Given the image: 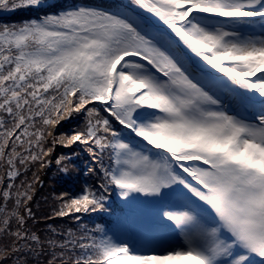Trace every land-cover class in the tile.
I'll return each mask as SVG.
<instances>
[{
	"label": "snow or ice",
	"instance_id": "1",
	"mask_svg": "<svg viewBox=\"0 0 264 264\" xmlns=\"http://www.w3.org/2000/svg\"><path fill=\"white\" fill-rule=\"evenodd\" d=\"M74 114L83 126L57 135ZM76 144L98 183L62 193L51 218L109 212L112 191L159 203L182 186L184 205L158 209L178 245L160 253L100 224L31 231L39 177L16 180ZM0 170V264H264V0L76 4L0 25Z\"/></svg>",
	"mask_w": 264,
	"mask_h": 264
},
{
	"label": "trees",
	"instance_id": "2",
	"mask_svg": "<svg viewBox=\"0 0 264 264\" xmlns=\"http://www.w3.org/2000/svg\"><path fill=\"white\" fill-rule=\"evenodd\" d=\"M76 4H88L91 6H100L105 8H113L117 5H121L118 0H46L45 5L43 8H21L16 11H0V25H19L24 21H29L31 19H38L41 16L53 12H58L62 9H66ZM83 116H78L77 119L71 120L69 122H62L64 125L61 126L59 129H56V134L59 135L60 133H68L72 131L69 129L67 132H64L69 127H66L70 123L72 127L76 125L82 126L83 124L79 123L80 118ZM83 120V118L81 119ZM77 121V122H76ZM76 122V124H75ZM118 130L121 128L118 124L116 126ZM76 144L74 147H61L57 146L55 151L52 153V167L57 166L55 163L56 159L61 156H69L75 154L71 161H65L64 165L59 166L56 171L48 172L47 170H39L37 171V175L42 183H46L49 186H53L54 189L52 192H47L46 195H49V199H46L47 206L44 208L42 213H35V222L30 220L28 223L32 226L31 230L35 231V233H39V236H42L40 230L45 231L44 235L47 237L50 234V227L55 228L57 230L61 229H69L67 226L54 224L53 217L54 213L52 212V206H54L53 201L56 195L62 193H69L72 196H78L79 192H82L85 186L95 185L98 183V180H94V177H87L85 173H87L86 169L89 166V154L85 150L83 145ZM79 148V151H78ZM104 163L107 165L109 163L108 157H104ZM67 166L68 173L65 174L60 171V167ZM51 167V168H52ZM36 169V167H35ZM88 174V173H87ZM33 177L32 172H27L25 175L20 176L18 179V185L21 181L27 180V177ZM31 180V179H30ZM29 182V181H28ZM41 185V184H40ZM38 188H41L38 186ZM37 188V189H38ZM182 188V186H181ZM181 188H177L176 191H172L169 189L164 190L167 192V196L160 200L159 203L152 202L148 203L145 201L143 197L140 200L125 203L124 199L121 198L118 192L112 191L109 193V205L110 211L109 212H102V213H94V214H77L80 216L81 222L79 221V227L81 225L86 226L89 229L94 228L97 224L102 225L106 230H110L109 234L115 233L119 236L121 230H124L126 226L123 225L122 221H120V215L124 213L126 218L129 221L128 225L135 227V232L133 233L135 241H138L140 238L144 236H153L156 239L160 238V231L163 229L164 225L159 223V216H158V209L161 208L162 204L170 203L173 205L174 201L178 196H183V191ZM56 189H58L59 193H56ZM41 190V189H40ZM186 191V190H184ZM43 199V196H42ZM151 199V198H149ZM159 200V198H156ZM44 204V200H42ZM30 207H33L30 204ZM55 211V210H54ZM48 213V214H47ZM76 215V214H74ZM71 216V215H70ZM38 217V218H37ZM48 218V219H47ZM48 222L50 227L46 230L44 227L46 225L45 222ZM77 225L74 222H69L67 225ZM44 225V226H43ZM43 228V229H42ZM71 229L76 230L74 227ZM38 235V234H37ZM43 264H46V260H41Z\"/></svg>",
	"mask_w": 264,
	"mask_h": 264
},
{
	"label": "rangeland",
	"instance_id": "3",
	"mask_svg": "<svg viewBox=\"0 0 264 264\" xmlns=\"http://www.w3.org/2000/svg\"><path fill=\"white\" fill-rule=\"evenodd\" d=\"M120 3H127V0H118ZM81 114H74L73 116H72V118L71 119H67V120H64V121H66V122H69L70 121V123H71V120L73 119H77V117L78 116H80ZM81 116H83V115H81ZM83 118V120H81ZM82 118H80V120H79V123L80 124H84V116L82 117ZM75 119V120H76ZM72 120V121H73ZM64 121H62V122H64ZM61 122V124L60 125H58L57 126V130H60L59 128L61 127V126H63L64 124ZM77 122V121H76ZM76 122H75V124H76ZM70 123L67 125V123H66V127H69L68 129H66L64 132H67L69 129H72V131L73 130H78L80 127H82V126H80V125H76L75 127H72V125H70ZM117 124L116 123H114V126H116ZM119 130H122L121 128L119 129ZM72 131H70V132H68V133H71ZM125 135H127V133L125 132ZM75 146V145H74ZM73 146V147H74ZM81 146L79 145V148H80ZM79 148H78V151H79ZM53 157H52V154H51V159H52ZM105 158H107V156H105ZM52 164H50V166H48V167H46V168H44L43 170H47L48 172H51V171H53V169L56 171V169L59 167L58 165L57 166H54V167H52ZM0 171H2V170H0ZM23 171V170H22ZM37 168L35 169V167H32L28 172H32V173H37ZM25 175V174H24ZM21 176H23V175H21ZM85 176H87V177H91V178H93L94 177V180H97V177L96 176H94V175H92V174H87V173H85ZM19 179V178H18ZM18 179L16 180V184L18 185ZM31 179V180H30ZM34 180V177H30V176H28L27 177V181H29V182H32ZM41 184V185H40ZM38 186H40L41 188H38ZM33 188H34V193H33V199H32V201L30 202V204H32L33 205V207H31L32 208V211L33 212H36V213H42L43 212V210H44V208H46V206H47V202H46V199H49V195H46L47 194V192H52V190L54 189V187L53 186H49L48 184H44V183H42L41 181H40V179L38 180V181H36L34 184H33ZM38 188V189H37ZM41 189V190H40ZM56 193H59V191H58V189H56ZM62 193H64L63 191H62ZM62 193H60L59 195H56V197H55V199H54V201H53V204H54V206H52V212L51 213H54L56 210H58L59 208H60V201L57 199V197H59ZM81 194V192H79L78 193V195H80ZM42 196H43V199H42ZM42 200H44V204L42 205V203H43V201ZM186 203V200H185V197H184V195L183 196H178L177 198H176V200L174 201V203H173V205H170V203L168 202V203H164V204H162V205H166V206H169V207H173V208H179V207H181L182 205H184ZM55 210V211H54ZM48 214V213H47ZM77 215V214H76ZM76 215H71V216H68V217H63V218H59V217H57V218H54L53 219V223L54 224H60V225H64L65 224V226H67V228H72V227H74L75 229L77 228V227H79V221L81 222V219L79 220V221H77L76 220ZM36 216V215H35ZM38 218V217H37ZM48 219V218H47ZM120 221H122V223H123V225L124 226H126L125 227V229L124 230H121L120 231V233H119V236L122 238V239H125V238H127V239H132V240H134L135 241V237H134V235H133V233L135 232V227L134 226H131V225H128L129 224V221H128V219L126 218V215L124 214V213H122L121 215H120ZM33 222V221H32ZM49 222V221H48ZM48 222L46 221L45 223H46V225L44 226L45 228H46V230L50 227V225L48 224ZM69 222H74V223H76L77 225L75 226V224H71V225H67V223H69ZM30 224V223H29ZM29 228L31 229L32 228V226H30L29 225ZM43 229V228H42ZM31 231H33V230H31ZM35 232V231H34ZM40 232H41V234H42V238H44L45 236L44 235H46L45 234V231H44V229L43 230H40ZM38 235H40L39 233H37ZM159 235H160V238L159 239H156V238H154L153 236H144V237H142V238H140L138 241H135L136 243H137V246L138 247H143V248H153V249H156L157 250V252H160V253H163L166 249H170V248H173V247H175V246H177L178 245V243H179V237H178V234L175 232V231H173V230H171V229H169V228H167V227H163V229L160 231V233H159ZM41 260H46L47 258L46 257H41L40 258ZM43 264V263H42ZM170 264H182V262H180V261H172V262H170Z\"/></svg>",
	"mask_w": 264,
	"mask_h": 264
}]
</instances>
